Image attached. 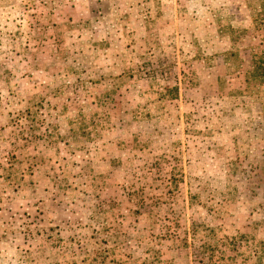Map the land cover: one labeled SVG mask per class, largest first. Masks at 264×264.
<instances>
[{"label": "rangeland", "instance_id": "1", "mask_svg": "<svg viewBox=\"0 0 264 264\" xmlns=\"http://www.w3.org/2000/svg\"><path fill=\"white\" fill-rule=\"evenodd\" d=\"M264 0H0V264H264Z\"/></svg>", "mask_w": 264, "mask_h": 264}, {"label": "trees", "instance_id": "2", "mask_svg": "<svg viewBox=\"0 0 264 264\" xmlns=\"http://www.w3.org/2000/svg\"><path fill=\"white\" fill-rule=\"evenodd\" d=\"M249 75L252 78H258L259 80H263L264 78V52L263 51H261V53L258 56H254Z\"/></svg>", "mask_w": 264, "mask_h": 264}]
</instances>
